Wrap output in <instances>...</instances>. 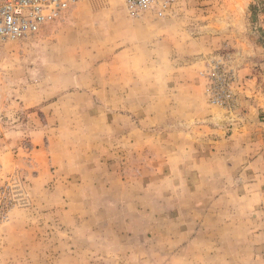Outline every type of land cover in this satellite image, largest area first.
<instances>
[{
	"label": "rangeland",
	"instance_id": "rangeland-1",
	"mask_svg": "<svg viewBox=\"0 0 264 264\" xmlns=\"http://www.w3.org/2000/svg\"><path fill=\"white\" fill-rule=\"evenodd\" d=\"M174 80L201 86L215 120L159 123L169 103L191 110ZM141 124L145 150L126 147L137 137L123 130ZM155 124H205L233 142L210 155L264 157V0H176L166 18L80 0L0 39V193L21 179L31 201L0 219V264H264V166L257 180L240 176L253 172L244 160L194 179ZM93 149L115 161L83 169Z\"/></svg>",
	"mask_w": 264,
	"mask_h": 264
},
{
	"label": "crops",
	"instance_id": "crops-1",
	"mask_svg": "<svg viewBox=\"0 0 264 264\" xmlns=\"http://www.w3.org/2000/svg\"><path fill=\"white\" fill-rule=\"evenodd\" d=\"M176 82L175 80L172 82V84ZM125 85V87H128V89H124V92L122 93V97L120 98V100H128L130 99V92H127L128 90H130V86L132 84H134L135 82L131 79L129 80H124L123 82ZM175 84H177L176 89L178 88H184V87H188L189 89H192L188 95V97H191L192 100L190 102H192V104L190 103L189 107L191 110L187 111L188 113L181 116L178 114V110L180 109V105L179 102L178 104L172 103L170 104L168 100H173V102L176 99V96H179V92H171L168 96H166V101H168L169 103V107L165 108L163 112H158L160 117L163 119L161 120V122L159 123H163V122H167V121H171L175 122L177 124V122L181 123L183 120L185 121H206V122H210V121H214L216 116L212 114V112H210L209 107L205 101V99L203 98V92H202V87L201 86H197L193 83H179L176 82ZM190 85H192V87H190ZM201 85V84H200ZM175 89V87H174ZM180 90V89H179ZM187 92V94H188ZM196 92V93H195ZM110 94L113 96V92H110ZM112 100L115 99L116 97H110ZM119 99V98H117ZM168 105V104H167ZM174 105V106H173ZM186 105V104H185ZM163 113V114H162ZM145 114L139 113L138 116L139 117V124L141 123V121L144 119H148L146 116H144ZM163 115V116H162ZM252 117V116H250ZM166 119V120H165ZM108 120V119H107ZM108 126L106 129V132H112L114 129V125H110V120H108L107 122ZM178 125V124H177ZM155 127H160L162 130L159 132V135L157 137V142L158 140L161 141V143H165L167 148L170 147L173 152H171V156L177 154L178 157L180 158V160L177 163V166L179 165H185L188 172H191L190 174H192V178L194 179H199L202 178L203 175H210L212 174H217V172L219 173L220 176H217V178L219 179V177H222L221 174H226L227 171L224 170L225 166H229V165H234V166H241L243 163L244 158L240 155V156H232L231 154H227V155H216V156H212L209 154L208 150L209 148H214V149H218V150H224L228 147H232L233 142H231L229 139L225 140V139H221L223 136V133L221 132V129L219 130H212L210 129V127L208 125L202 124L199 127H196L198 129L194 130L193 128H190L188 130V126H186V128L184 126H177V129H173L171 130L172 132H168V131H163L164 129L162 128V126H165V129H169L171 126L170 124L168 125H164V124H155L153 125ZM203 127V128H201ZM262 128V127H260ZM243 129V128H241ZM264 129V127L262 128ZM146 131L145 128H143V125L141 124V126L139 128L137 127H132L123 130L122 136L125 138L126 134L128 138H135L137 137V141H133V143L130 140H127L126 138L124 140H127V145L126 147H130V146H134L139 148L140 150H145L147 143L144 141L142 134H145ZM210 133H216L218 136L220 135L221 137L218 138L216 136V140H208V134ZM190 135V140H188L187 138ZM193 134V135H191ZM201 136V137H200ZM108 137V135H107ZM167 137H179V141L178 143H176L175 145L173 144L170 145L169 143L171 142V138L170 139H165ZM226 141V142H223ZM212 142V143H209ZM160 143V144H161ZM172 143V142H171ZM210 145H209V144ZM160 144L158 146H160ZM235 144V143H234ZM253 144V143H252ZM130 145V146H129ZM255 145V144H253ZM164 147V145H161ZM160 146V147H161ZM165 146V147H166ZM246 146V145H245ZM255 151L248 157L250 158L248 160H244L246 162V164H248V167H252L253 172L252 174H246L245 173V169L247 165H245L244 169L242 170V172H239V170L241 169V167H238L237 171L235 170V174L237 172H239L240 176L242 177V175H247L248 179L250 177V179H255L257 180L256 176H258V174L255 173V171H257L259 169L258 166H261V169L264 166V157H261L262 159L259 158V155L257 154L258 152H260V148L256 149V148H252ZM217 150V151H218ZM94 152V154L91 153V161L87 162V161H83L81 162V164L83 163L82 167L84 168H89L91 169V171L96 170L95 166H105V165H109L112 162H114L115 160H105L102 161L103 159V155H101L102 152H99L98 149L96 150H92ZM100 151H103L102 149H100ZM70 153V152H69ZM80 153V151L78 152ZM82 153V152H81ZM257 154V155H256ZM170 156V157H171ZM173 157V156H172ZM78 159V158H76ZM66 162L65 159H63L62 161L59 162L60 165H63ZM86 163V164H85ZM175 164V163H174ZM189 166V167H188ZM255 166V167H253ZM222 168V171H217L218 169ZM256 168V169H255ZM215 170V172L213 171ZM111 172H108V170H106V173H104L105 175H109ZM234 174V173H233ZM180 175V172L179 174ZM110 176H112L110 174Z\"/></svg>",
	"mask_w": 264,
	"mask_h": 264
},
{
	"label": "built area",
	"instance_id": "built-area-1",
	"mask_svg": "<svg viewBox=\"0 0 264 264\" xmlns=\"http://www.w3.org/2000/svg\"><path fill=\"white\" fill-rule=\"evenodd\" d=\"M80 0H0V39L18 40L35 34L49 22L62 19ZM176 0H123L132 17L149 14L166 18L173 13ZM216 102H222L215 98ZM11 206L26 208L31 201L21 179L6 184L0 193V219Z\"/></svg>",
	"mask_w": 264,
	"mask_h": 264
}]
</instances>
